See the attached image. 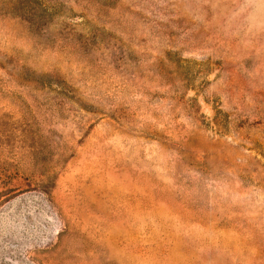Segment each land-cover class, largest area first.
<instances>
[{
	"label": "rangeland",
	"instance_id": "374dc122",
	"mask_svg": "<svg viewBox=\"0 0 264 264\" xmlns=\"http://www.w3.org/2000/svg\"><path fill=\"white\" fill-rule=\"evenodd\" d=\"M0 264H264V0H0Z\"/></svg>",
	"mask_w": 264,
	"mask_h": 264
}]
</instances>
